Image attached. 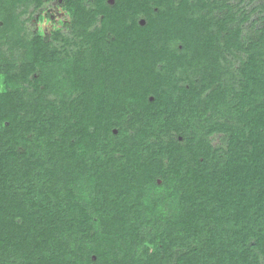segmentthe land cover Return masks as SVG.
<instances>
[{"label": "trees", "instance_id": "obj_1", "mask_svg": "<svg viewBox=\"0 0 264 264\" xmlns=\"http://www.w3.org/2000/svg\"><path fill=\"white\" fill-rule=\"evenodd\" d=\"M50 3L69 22L40 34ZM0 22V264H264V4L0 0Z\"/></svg>", "mask_w": 264, "mask_h": 264}, {"label": "rangeland", "instance_id": "obj_2", "mask_svg": "<svg viewBox=\"0 0 264 264\" xmlns=\"http://www.w3.org/2000/svg\"><path fill=\"white\" fill-rule=\"evenodd\" d=\"M236 1V0H235ZM261 0H254V3L260 2ZM30 10V9H29ZM262 12L253 13L252 20L257 17V15H262ZM69 22V13L62 8L59 3L46 4L38 13L34 14L31 20V25L33 29L40 34L49 35L50 32L57 29L66 30L67 24ZM140 22H143L142 20ZM250 22V21H249ZM249 22L246 25H249ZM1 24V22H0ZM29 25V24H28ZM238 59L243 58V52H236ZM231 56V55H230ZM2 85L0 83V90Z\"/></svg>", "mask_w": 264, "mask_h": 264}, {"label": "flooded vegetation", "instance_id": "obj_3", "mask_svg": "<svg viewBox=\"0 0 264 264\" xmlns=\"http://www.w3.org/2000/svg\"><path fill=\"white\" fill-rule=\"evenodd\" d=\"M232 1H235V0H232ZM237 1V0H236ZM247 1V0H246ZM261 4H264V0H261L260 1ZM141 21V20H140Z\"/></svg>", "mask_w": 264, "mask_h": 264}]
</instances>
